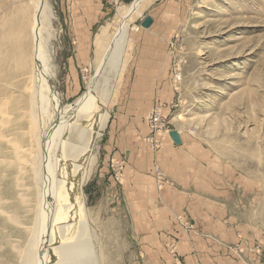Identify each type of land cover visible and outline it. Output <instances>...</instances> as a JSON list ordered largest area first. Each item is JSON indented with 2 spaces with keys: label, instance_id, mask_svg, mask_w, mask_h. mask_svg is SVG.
<instances>
[{
  "label": "rangeland",
  "instance_id": "obj_1",
  "mask_svg": "<svg viewBox=\"0 0 264 264\" xmlns=\"http://www.w3.org/2000/svg\"><path fill=\"white\" fill-rule=\"evenodd\" d=\"M46 1L41 30L53 95L44 117L54 128L96 75L98 36L109 27L106 46L121 21L118 10L134 0L117 8L102 0ZM30 2L0 0V15ZM144 6L132 19L118 79L108 75L110 67L99 79L105 87L112 77L111 102L96 94L110 117L83 188L92 252L99 264H264V0H147ZM146 19L149 28L142 26ZM23 26L19 52L32 55V15ZM127 110L134 120L121 121ZM127 127L134 146L141 145L129 160L116 146ZM171 131L180 133L181 145ZM45 137H37L36 149ZM136 154L144 168L136 167L150 174L170 215L166 231L155 235L154 219L137 216L142 210L128 184ZM30 187L38 190L33 179ZM185 241L191 253L183 251ZM0 258L6 264L3 253Z\"/></svg>",
  "mask_w": 264,
  "mask_h": 264
},
{
  "label": "bare ground",
  "instance_id": "obj_2",
  "mask_svg": "<svg viewBox=\"0 0 264 264\" xmlns=\"http://www.w3.org/2000/svg\"><path fill=\"white\" fill-rule=\"evenodd\" d=\"M36 1L32 55L0 53V253L6 264H99L100 258L92 252L83 192L110 117L96 104V94L111 102L112 77L105 87L99 79L109 67L108 75L116 74L113 79H118L132 19L142 15L147 0L120 7L121 21L106 46L102 40L109 27L98 36L103 43L96 75L54 128L44 117L48 95H53L47 32L41 30L48 20V6L46 0ZM17 77L21 80L15 83ZM43 133L46 137L36 149L37 137ZM32 179L36 191L30 187Z\"/></svg>",
  "mask_w": 264,
  "mask_h": 264
},
{
  "label": "crops",
  "instance_id": "obj_3",
  "mask_svg": "<svg viewBox=\"0 0 264 264\" xmlns=\"http://www.w3.org/2000/svg\"><path fill=\"white\" fill-rule=\"evenodd\" d=\"M36 0H31V2L27 5H21L18 11H13V8L9 11L6 10L0 15V53H20L19 50L23 48V44L21 47V42H23L19 38L23 37L26 30L23 28L25 21L28 19L29 15H32V26H31V33H32V42H34L35 35V23H34V7L36 6ZM104 0H102V3ZM21 8V9H20ZM31 18V16H30ZM21 20L22 29H18V25L21 23L18 21ZM12 20V21H11ZM24 20V22H23ZM6 21V22H5ZM8 21V22H7ZM18 24V25H16ZM17 27V29H15ZM9 36V37H8ZM13 36V37H11ZM18 36V37H16ZM18 40V41H17ZM17 46V47H16ZM15 49V50H14ZM5 50V51H4ZM21 51V50H20ZM23 53V52H21ZM133 116L132 111L127 110L120 116L121 121H130L134 120L131 118ZM134 133L130 128H126L122 135V141L116 144V146L120 147V151H125V159L129 160L131 157H134V153L137 152L138 148L140 149L139 144L134 146V143L137 140L134 137ZM112 136L109 138L111 140ZM115 139V137H114ZM122 149V150H121ZM137 157L134 158L132 166L127 168V176H129L130 180H128L129 188L134 186L133 194L134 199L139 200V206L142 210V213H138L137 216L146 217L150 216L154 219V235L158 234L161 231H166L164 228H167L168 220L170 219V215L168 214V209L166 204L160 201L158 191L155 188V184L153 187L152 181H150V174L146 175V172H141V168L143 170L144 163L140 161V157L136 154ZM136 165L140 166L141 168H137ZM135 171H138L140 175H137ZM133 189V188H132ZM130 189V191H132ZM152 190L151 199H149V193ZM181 195L180 192H178ZM164 200L168 202V194L164 193ZM161 202V204H160ZM149 204V206H148ZM146 212V213H145ZM163 229V230H162ZM161 230V231H160ZM155 247V246H154ZM159 249L161 248L160 244L158 245ZM191 253L192 249L187 241L183 242V251H188Z\"/></svg>",
  "mask_w": 264,
  "mask_h": 264
},
{
  "label": "water",
  "instance_id": "obj_4",
  "mask_svg": "<svg viewBox=\"0 0 264 264\" xmlns=\"http://www.w3.org/2000/svg\"><path fill=\"white\" fill-rule=\"evenodd\" d=\"M152 25V20L151 19H146L143 23L142 26L144 28H149ZM169 136L172 139V141L176 144V145H181L182 144V138L180 136L179 132L176 131H171L169 132Z\"/></svg>",
  "mask_w": 264,
  "mask_h": 264
},
{
  "label": "built area",
  "instance_id": "obj_5",
  "mask_svg": "<svg viewBox=\"0 0 264 264\" xmlns=\"http://www.w3.org/2000/svg\"><path fill=\"white\" fill-rule=\"evenodd\" d=\"M104 1L109 6H112L113 8H117V7H119L120 5H122L127 0H104Z\"/></svg>",
  "mask_w": 264,
  "mask_h": 264
}]
</instances>
